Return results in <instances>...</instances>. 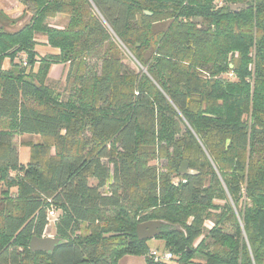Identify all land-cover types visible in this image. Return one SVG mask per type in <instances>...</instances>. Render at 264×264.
I'll return each instance as SVG.
<instances>
[{"label": "trees", "instance_id": "16d2710c", "mask_svg": "<svg viewBox=\"0 0 264 264\" xmlns=\"http://www.w3.org/2000/svg\"><path fill=\"white\" fill-rule=\"evenodd\" d=\"M16 1L29 19L0 25V264H264V0ZM19 134L40 138L25 163ZM51 210L60 243L31 251ZM147 220L167 223L155 238L175 262L148 257Z\"/></svg>", "mask_w": 264, "mask_h": 264}, {"label": "rangeland", "instance_id": "374dc122", "mask_svg": "<svg viewBox=\"0 0 264 264\" xmlns=\"http://www.w3.org/2000/svg\"><path fill=\"white\" fill-rule=\"evenodd\" d=\"M21 11H22V7L16 0H0V14L6 16L5 19L3 16L0 15V25H2L6 30H14L16 28H19L29 19V15L27 14L21 16ZM48 22L54 26L61 27L66 24L67 16L58 15L54 19H49ZM194 22L197 24L201 23L200 19L198 18L194 19ZM39 47H37L38 50H40ZM124 63L132 70H136V64L132 60L130 55L124 60ZM8 65H9L8 60L5 59L3 63L4 68H7ZM63 79H64V75L60 79L49 78L48 84L52 85L54 88H56V86L62 87ZM39 141H40L39 136L33 134H19L13 138L12 142L16 147V149L18 150L19 161L21 163H25L28 159V149H29L28 144L31 143L36 144ZM50 152H53V150L50 149ZM164 165H165L164 160L158 161V166L160 168H162ZM14 193H15V189L12 188L10 194L8 195L13 196ZM57 217H58V213H56L55 216L49 218V220L54 221L56 220ZM208 226L210 227V225ZM53 227H54L53 224L49 223L46 228V232L44 236H53ZM147 244L150 247V249H158V250L164 249L163 242L160 239H156L155 237L148 239ZM118 264H145V257L140 255H124L119 259ZM190 264H203V261L200 257L196 256L195 258H193V261Z\"/></svg>", "mask_w": 264, "mask_h": 264}, {"label": "water", "instance_id": "95a60500", "mask_svg": "<svg viewBox=\"0 0 264 264\" xmlns=\"http://www.w3.org/2000/svg\"><path fill=\"white\" fill-rule=\"evenodd\" d=\"M244 4H234L229 7L234 10L236 7L241 8ZM146 13H149L146 11ZM228 142V141H227ZM178 173L180 175L194 174L195 171L188 167V163L184 161L179 167ZM167 223L163 220H147L136 225V235L139 240L154 238L161 232V228ZM173 228L178 229L174 226ZM117 235L116 233H110L106 236ZM60 243V239L54 236H42V237H32L29 241V248L31 251H44L52 252L54 248Z\"/></svg>", "mask_w": 264, "mask_h": 264}, {"label": "built area", "instance_id": "2783aa9c", "mask_svg": "<svg viewBox=\"0 0 264 264\" xmlns=\"http://www.w3.org/2000/svg\"><path fill=\"white\" fill-rule=\"evenodd\" d=\"M215 3L216 5H220L221 0H215ZM19 58L21 60L22 65L27 67L28 64H27L26 54L20 53ZM48 215L50 218L53 217L55 215L54 211L53 210L49 211ZM49 223H52V221L49 220ZM148 257L154 262H175L176 256L171 251H168V250L150 249L148 253Z\"/></svg>", "mask_w": 264, "mask_h": 264}, {"label": "crops", "instance_id": "0c3cea01", "mask_svg": "<svg viewBox=\"0 0 264 264\" xmlns=\"http://www.w3.org/2000/svg\"><path fill=\"white\" fill-rule=\"evenodd\" d=\"M39 48L40 50L38 49L37 50L40 55H44L46 53H51L54 51L52 48L45 46V45H40ZM66 68H67L66 65L62 63H56V64L51 65L49 72H48V78L60 79L65 74Z\"/></svg>", "mask_w": 264, "mask_h": 264}]
</instances>
